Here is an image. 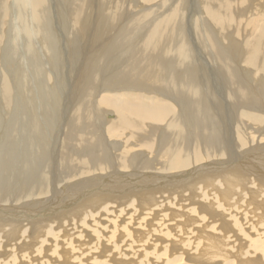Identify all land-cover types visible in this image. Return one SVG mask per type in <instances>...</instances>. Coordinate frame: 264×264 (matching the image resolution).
I'll use <instances>...</instances> for the list:
<instances>
[{
    "label": "bare ground",
    "instance_id": "obj_1",
    "mask_svg": "<svg viewBox=\"0 0 264 264\" xmlns=\"http://www.w3.org/2000/svg\"><path fill=\"white\" fill-rule=\"evenodd\" d=\"M262 127L264 0H0V264H264Z\"/></svg>",
    "mask_w": 264,
    "mask_h": 264
},
{
    "label": "rangeland",
    "instance_id": "obj_2",
    "mask_svg": "<svg viewBox=\"0 0 264 264\" xmlns=\"http://www.w3.org/2000/svg\"><path fill=\"white\" fill-rule=\"evenodd\" d=\"M59 1H60V0H59ZM128 2H129L130 5L133 4V0H128ZM137 3H138V2H136V4H137ZM59 8H60V6H59ZM137 9H140V8L137 7V6H134V5L132 6V10H137ZM132 10H131V11H132ZM60 11H61V8H60ZM244 17H246V15L243 16V18H242V16H240V17L237 16V19H238V20H241V18H242V20H241L240 22H241L242 24H244V23H245V20H247V17H246V19H245ZM242 21H243V22H242ZM117 25H120V22H119ZM2 52H3V51H2ZM3 68L11 69L12 66H9V65L7 66V65H6V66H4ZM13 69H15V68H13ZM11 70H12V69H11ZM64 70H65V69H64ZM214 92H215V91H214ZM215 93H216V92H215ZM177 106H178V105H177ZM177 106H176V108L180 109V108H179L180 106H179V107H177ZM212 108H213V107H212ZM224 110H225V112L227 111V110H226V107H225ZM179 111H180V110H179ZM212 112H214L213 109H212ZM221 114H223V112H222ZM226 114H227V112H226ZM110 117H111V116L109 115V118H110ZM226 122L228 123V120H226ZM251 129L254 130L255 128H251ZM262 129L264 130V127H262V128L259 130L260 132L252 131V134H254L255 136H259L262 132H263V134H264V131H263ZM249 132H250V131H249ZM252 134H251V132H250L251 137L254 136V135H252ZM0 136H1V135H0ZM53 136H54V137H53ZM53 136H52V138H53L52 141H54V139H55V137H56V134L53 135ZM255 136H254V137H255ZM263 136H264V135H263ZM247 146H249V145L247 144ZM0 158H1V155H0ZM143 198L145 199V201H146V200H151V201L153 200V202H155V204H154L155 207H156V206H158V207L161 206V202H160L159 199H157V198H154V199H151L150 197H143ZM150 209H151V208H150ZM155 210H157V209H155ZM155 210H154V211H155ZM53 211H54V210H53ZM154 211L152 212V215H151V213H150V214H148V217H147V215L144 216V218H145V219L147 218V220H144V218H142V219H143L144 221H147V222H151V223H153L154 220H156V219H154V215H153V214H154ZM140 214H142V213H139L138 215L141 216ZM141 217H143V215H142ZM152 221H153V222H152ZM171 222H174V221H171ZM173 224H174V223H173ZM195 225H196V224H195ZM195 225H194V226H195ZM152 226H153V227H152ZM154 226H155V224L150 225L151 228H154ZM173 226L176 227L175 224H174ZM194 226L191 227L193 230L196 229V227H194ZM64 228H65V227H64ZM198 228L202 229V228H203V225L200 226V227H198ZM256 228H257L258 233H259V230H260V232H264V230H262L261 228H259V227H256ZM62 229H63V227H62ZM62 229L60 228V230H62ZM144 229H145V228L140 229V231H142V230L144 231ZM258 229H259V230H258ZM236 230H237V232H238L239 229L236 228ZM56 231H59V227H58V230H57V228H56ZM233 231H235V228H233ZM257 231H256V229H255V232H256V233H257ZM88 232L90 233L91 230H89ZM146 232H147V230H146ZM180 232H181V231H180ZM180 232H179V231H178V232L175 231L173 234H172V232H171V233H170V236H167L168 239H169L168 241L164 239V238H165V235H163L162 233H161V234H162L164 237H163L160 233H158V235L161 236V237H158V236H157V232H155L156 235L153 236V234H155V233H153L149 238L142 237L143 239L140 238V239L137 240V241H138L139 244H141L142 246L146 244V246L144 247L145 250H143L144 248H143L141 245L138 244V245H137L138 247H136V248L133 247V248H135V249H132V248H131V250L128 249V250H127V253H133V251H135L136 249H139V250H138V253H141V250H142L143 252H146V253H147V254H145V255H146L147 258L149 257V261H148V263H150V264H151V263H152V264H154V263H155V264H156V263H157V264H168L169 262L171 263L172 261H173L172 263H174V261H175V263H176V261H178V263L180 262L181 264H188V263L190 262V260H192V261L195 260L194 262L191 261V262H190L191 264H192V263H194V264H201V262H202L203 260H204V261H203L202 263H204V264H207L206 262H208V261H210V262H208V263L212 264V263H211L212 260H211V259H208V258H212V257L214 258V259H213V260H214V261H213V264H218V263H219V264H222V262H221L222 259H224V260L227 259V260H228V261L225 260V261H224L225 263H226V262H233V264H234V263H235V264H240V263H238V262H240V261H238V262L236 263V261L233 259V258H235V253H234V254H229V256H228V254H227V255H226V254H225V255H222V258H220V255H221L222 253H221V254H220V253H217V255L219 256L220 259L218 258L217 255H215V257L212 255V256H210V257L207 258V256L204 255V253H203V256H204V257H203L202 255H200V256H201V257H200V256L198 255V253L195 252L197 247L194 246L195 244L193 245V243H194L195 241H197V240H198V241H197L198 244H200V243H199V242H201V240H199L200 238H199V237L197 238V235H192V234L189 235L188 233H187V234H188V237H187V235H183V233H182V232L180 233ZM255 232L252 231V232L249 233V234H251L252 237H255V236H256V235H255ZM60 233H61V232H60ZM222 233H223V232H222ZM235 233H236V231H235ZM171 234H172V235H171ZM223 234H224V233H223ZM223 234L220 233L221 236H222ZM175 235H176V236H175ZM251 235H250V236H251ZM254 235H255V236H254ZM152 236H153L155 239H153ZM156 236H157V238H156ZM185 236H186V237H185ZM183 237H185V238H187V239H185V238H183ZM191 237H192L194 240L191 239ZM223 237H225V236H223ZM252 237H251V238H252ZM158 238H159V239H158ZM160 238H163V241L165 240L166 242L169 243V244H167L165 241H164V242H161V243H163V245H164V244H167V245H168V246H166V249H164V247H162L163 245L160 244L159 241L162 240V239H160ZM144 239H145V240H144ZM148 239H150V241H149ZM183 239H185V242H184ZM195 239H197V240H195ZM201 239H203V238L201 237ZM156 240H157V241H156ZM158 240H159V241H158ZM182 240H183V241H182ZM188 240H190L188 244H190L191 241H192L191 245H189L190 247H189L188 244L186 243ZM193 241H194V242H193ZM254 241H256V242H254ZM254 241H253L254 243H256V244H260V245L264 246V238H262V239H255ZM260 241H261V242H260ZM149 242H150V243H149ZM154 242H155V245H156L155 247H154ZM156 242H158L159 245H158ZM170 242H171V243H170ZM180 242L183 243L184 245L179 244ZM148 243H149V244H148ZM185 243L187 244V246L185 245ZM151 244H152L153 246H152ZM170 244H171L172 247L170 246ZM148 245H151V246H148ZM160 245H162L161 247H162L163 249L160 248ZM192 245H193L195 248H193ZM147 246H148V247H147ZM169 246H170L171 248H170ZM176 246H177V247H176ZM185 246H186V247H185ZM139 247H140V248H139ZM141 247H142V249H141ZM149 247H150V248H149ZM147 248H148V251L146 250ZM176 248H177V249H176ZM192 248H193V249H192ZM140 249H141V250H140ZM149 249H150V250H149ZM175 249H176L177 251H175ZM129 250H130V251H129ZM132 250H133V251H132ZM163 250H164V251H163ZM165 250H166V254L164 253ZM172 250H173V251H172ZM178 251H179V253H181V254H179ZM143 252H142V253H143ZM169 252H170V256L168 257L169 254H167V253H169ZM174 252H175V253L177 252L176 255H177V256L180 255L181 257H180V256H179V257H176V255H173ZM192 252L194 253V254H193L194 256H189L190 254L192 255ZM135 253H137V252H135ZM163 253H164V254H163ZM196 253H197V254H196ZM161 254H162V255H161ZM171 254H172L173 256H172ZM182 254H183V255H182ZM195 254H196L197 256H199V258L196 257ZM213 254H216V253L214 252ZM116 255H117V253H116ZM116 255H112V256H111V261H114V260H115L114 258H116ZM152 255H154V256H152ZM117 256H118V255H117ZM162 256H164V257H162ZM208 256H209V254H208ZM256 256H257V255H256ZM141 257H143V256H141ZM155 257H156V258H155ZM158 257H160V259H161L162 261H163V260H165V261H163V262L160 261V259H159ZM188 257H190V258L188 259ZM253 257H255V256H254V255L251 256V255L249 254V256H248L247 259H248L249 261H251ZM258 257H260V256L258 255ZM117 258H118V257H117ZM117 258H116V259H117ZM163 258H164V259H163ZM173 258H176V259H173ZM191 258H192V259H191ZM197 258L199 259L198 261H197ZM201 258H202V259H201ZM205 258L208 259V260H206ZM216 258H217V259H216ZM228 258L231 259V260H234L235 262L229 260ZM262 258H264V256H263ZM127 259H128V258H127ZM131 259L133 260V257H130V259H128V260H131ZM178 259L181 260V261H179ZM250 259H251V260H250ZM132 260H131V261H128V263L130 262L129 264H135V263H131V262H133ZM153 260H154V262H153ZM156 260H157V261H156ZM168 260H170V261H168ZM188 260H189V261H188ZM200 260H202V261H200ZM205 260H206V261H205ZM260 260H263V259L260 258ZM167 261H168V263H166ZM196 261H197L198 263H197ZM199 261H200V262H199ZM215 261H216V263H214ZM195 262H196V263H195ZM259 262H260V261H259ZM148 263H147V264H148ZM170 263H169V264H170ZM172 263H171V264H172ZM178 263H177V264H178ZM250 263H251V262H250Z\"/></svg>",
    "mask_w": 264,
    "mask_h": 264
}]
</instances>
